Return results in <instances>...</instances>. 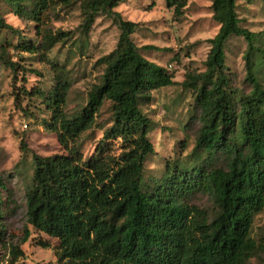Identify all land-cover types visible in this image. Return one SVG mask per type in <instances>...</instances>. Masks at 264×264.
I'll list each match as a JSON object with an SVG mask.
<instances>
[{
    "label": "trees",
    "instance_id": "trees-1",
    "mask_svg": "<svg viewBox=\"0 0 264 264\" xmlns=\"http://www.w3.org/2000/svg\"><path fill=\"white\" fill-rule=\"evenodd\" d=\"M5 1L15 16L36 25L52 2ZM60 1L69 5L77 0ZM80 1L84 32L102 15L119 36L114 50L99 60L105 66L101 82L88 92L79 113L69 117L63 111L65 81L52 94L32 92L46 100L50 117L45 127L56 132L65 154L32 155L27 223L57 242L59 264H247L264 251L251 237L253 217L264 209V85L253 60L257 52L264 61V50L254 45L257 34L240 27L236 0H211L212 19L219 27L208 40L204 71L186 74L181 83L197 93L200 127L190 153L193 163L166 162L163 175L151 185L143 182L145 161L154 153L148 139L151 121L140 102L149 91L173 86V75L143 57L133 43L137 24L114 11L126 0ZM164 1L176 18L182 15L185 0ZM0 30L14 31L1 17ZM39 35L37 45L21 43L22 52L43 55L68 33L45 30ZM233 36L247 43V95H236L225 72V46ZM0 62L15 70L14 62L2 56ZM106 101L111 126L98 141L95 156L84 160L77 140ZM197 192L211 194L213 217L188 203ZM28 235L26 230L24 241ZM2 239L0 222V243ZM11 255L13 264L22 252L12 247Z\"/></svg>",
    "mask_w": 264,
    "mask_h": 264
},
{
    "label": "rangeland",
    "instance_id": "rangeland-1",
    "mask_svg": "<svg viewBox=\"0 0 264 264\" xmlns=\"http://www.w3.org/2000/svg\"><path fill=\"white\" fill-rule=\"evenodd\" d=\"M80 4V0L69 5L52 0L36 25L15 16L11 6L0 0V17L14 29L0 30V57L16 65L13 71L0 62V264H11L12 247L22 252L13 264H59L54 253L57 242L35 231L26 220L25 194L31 185L32 155L65 154L56 132L45 127L50 117L46 100L32 92L39 89L52 94L57 83L65 81L68 89L63 111L69 117L79 113L86 105L88 92L101 82L105 66L99 60L114 50L119 36L118 28L102 15L84 32ZM236 6L240 27L257 34L254 45L264 50V0H236ZM114 11L137 24L131 39L140 54L164 67L175 82L173 86L147 92L140 102L142 113L151 121L148 139L154 153L147 157L143 175V182L151 185L163 175L166 162L178 161L187 166L193 163L190 153L200 127L197 93L183 88L181 83L186 74L204 71L208 40L219 26L212 19L211 0H185L178 18L166 8L164 0H126ZM45 30L53 34L65 32L68 36L43 55L22 52L21 43L37 45L39 32ZM246 49L245 40L236 36L225 46V72L237 96L251 91L245 79ZM253 60L256 75L264 85V61L257 52ZM110 126V103L106 101L77 140L84 160L95 156L97 143ZM113 145L117 147L116 142ZM188 203L204 209L211 217L216 212L208 192L194 193ZM26 230L29 235L24 241ZM251 237L264 245V209L253 217ZM44 243L48 246L43 247ZM247 264H264V251Z\"/></svg>",
    "mask_w": 264,
    "mask_h": 264
}]
</instances>
